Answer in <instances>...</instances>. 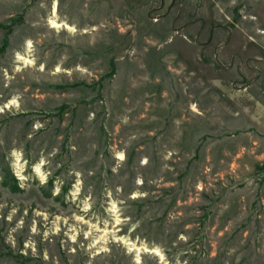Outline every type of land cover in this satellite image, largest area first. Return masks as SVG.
I'll list each match as a JSON object with an SVG mask.
<instances>
[{
    "label": "rangeland",
    "instance_id": "rangeland-1",
    "mask_svg": "<svg viewBox=\"0 0 264 264\" xmlns=\"http://www.w3.org/2000/svg\"><path fill=\"white\" fill-rule=\"evenodd\" d=\"M0 264H264V0H0Z\"/></svg>",
    "mask_w": 264,
    "mask_h": 264
},
{
    "label": "bare ground",
    "instance_id": "bare-ground-1",
    "mask_svg": "<svg viewBox=\"0 0 264 264\" xmlns=\"http://www.w3.org/2000/svg\"><path fill=\"white\" fill-rule=\"evenodd\" d=\"M56 17H58V15H57V12H56V10H55L54 13H53V16H52V18H51V20H50V23H51L52 28H60V27H62V26H65L66 28L75 31V28L70 27V26L67 25L66 23H61V22H59V20H58ZM20 59L25 60L24 57H23V58L20 57ZM26 61H27V60H26ZM39 172H41V171L39 170Z\"/></svg>",
    "mask_w": 264,
    "mask_h": 264
}]
</instances>
